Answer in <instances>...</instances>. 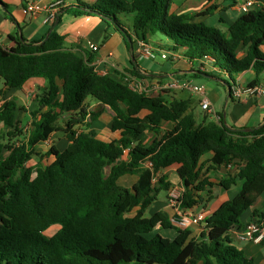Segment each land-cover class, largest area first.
I'll use <instances>...</instances> for the list:
<instances>
[{"label": "trees", "instance_id": "16d2710c", "mask_svg": "<svg viewBox=\"0 0 264 264\" xmlns=\"http://www.w3.org/2000/svg\"><path fill=\"white\" fill-rule=\"evenodd\" d=\"M216 1L206 0L205 9L192 16L172 11L175 0H53L55 19L39 40L18 32L9 36L14 45H0V79L7 90L31 78L45 82L28 112L27 133L18 119L26 107L0 90V264H261L232 243L230 232L241 227L243 213L264 195V124L242 131L227 126L222 116L197 123L188 100L167 101L133 90L123 72L97 73L91 56L64 47L55 24L63 12L99 17L125 44L131 40L133 61L126 72L137 78L142 74L135 42L157 35L191 62L207 59L213 71L198 70L201 74L231 86L236 74L251 69L255 76L248 85H259L264 10L242 12L222 31L195 20L212 15ZM0 7L10 14L3 0ZM120 14L132 16L130 27ZM87 97L113 112L110 129L118 138L105 141L89 129L99 111L84 107ZM64 114L70 115L62 128L68 144L51 145L45 152L48 164L26 166L36 145L60 129L57 121ZM164 122L172 127L162 130ZM147 132L154 137L144 142ZM206 153L210 158L202 160ZM145 161L151 167L142 165ZM230 161L243 167L218 180L201 178ZM171 166L183 186L181 209L198 203L205 208L215 189L228 190L241 181L238 192L211 211L197 234L174 224L167 212L145 215L159 193L170 189L159 173ZM124 175H136L130 187L118 183ZM204 191L207 198L201 196ZM252 220L264 229V211L254 210ZM155 229L175 234L169 238Z\"/></svg>", "mask_w": 264, "mask_h": 264}, {"label": "crops", "instance_id": "0c3cea01", "mask_svg": "<svg viewBox=\"0 0 264 264\" xmlns=\"http://www.w3.org/2000/svg\"><path fill=\"white\" fill-rule=\"evenodd\" d=\"M37 4L41 6H47L53 2V0H34ZM180 0H175L172 11L176 13H186L188 15H195L198 12L205 9L206 0H199V2H190L188 4L187 0H183L184 4H179ZM182 1V0H181ZM242 0H217L216 4H218V8L212 13L215 12L221 13L222 11L233 13L231 16L235 15V18L239 16L243 11L238 8V4ZM8 5V12L15 19H11V15L7 14L5 10L0 7V45L3 47H10L14 45V42L9 38V36H16V33L22 34L27 40H39L44 34H46L48 28L53 23H45L44 19L46 17V13L40 12L37 16L30 17L23 13V7L25 6V2L23 0H3ZM182 3V2H181ZM256 8H261L264 10V0H257ZM218 13V14H219ZM226 14V13H225ZM208 16H199L196 17L195 20H204ZM231 17V18H232ZM234 18V19H235ZM219 20L223 24L226 22L223 21V15H219ZM230 24V23H229ZM229 24H226L227 26ZM21 27V28H20ZM57 31L64 36V47L67 49H71L76 53L85 52L88 56H91L92 61L91 64L94 66L95 70L99 74L111 73L113 70L118 72L127 73L126 71L131 68V51L127 44L123 41L120 34L114 31L112 28H108L106 24L101 21V19L97 16H74L70 13L63 12L60 15V22L56 23ZM107 33V37L104 39V35ZM148 42L155 49L154 52H157L161 49V45L165 46V51L169 50L168 42L161 36H157L152 38H148ZM93 43L98 46V50L91 52L88 48V44ZM261 51L264 53V46H261ZM153 52V53H154ZM179 57L175 60H172L170 56L167 59L171 60V67L169 69H159L153 68L152 64L149 62H145L143 60L137 59L138 68L140 70V74L142 77L138 78L142 84L147 89L149 95L156 96L161 95L167 101H171L173 99L178 100H188L189 101V110L191 99H194L197 94H192L186 89L173 88V89H164L163 86L165 83L175 79L177 81H189L195 85H201L204 87L203 95H198L200 100L202 98H206L210 101L212 107L217 112V115L222 116L223 122L227 124V126L240 129V128H251V127H259L264 124V95L258 97H247L241 100H234L229 96L226 88V84L222 83L218 79L214 78H206L204 74L198 72L197 62H191L187 58H184L181 51H174ZM242 49L239 51V56H242ZM150 59V58H149ZM207 71H213L209 62L207 63ZM255 73L253 70L248 69L242 73L236 74L234 76L235 82L241 86H246L250 81L253 80ZM224 78H227L224 76ZM200 79H205L207 82L200 81ZM215 83V84H213ZM45 82L41 78H31L23 86L20 88H12L7 90L2 82L1 90L4 91V98H11L9 95H21L25 92L26 95L30 94L36 97V94L40 87H43ZM259 85L264 87V71L259 75ZM222 87V88H221ZM187 95V96H185ZM225 99V101H224ZM17 100V98H16ZM35 100V99H34ZM32 101L27 106V112L33 110L35 106V101ZM90 105H86L87 102H90ZM1 102V101H0ZM18 102V101H17ZM222 103V113L218 111L217 106H220ZM34 104V105H33ZM85 108L90 111H99V116L97 120L101 121V124H97L96 121L92 122L89 129H93L95 131V135L97 138L109 141L112 139H116L119 137L118 131H112L110 129V124L113 119V112L109 110L107 106H101L94 99H86ZM217 109V110H216ZM192 111V110H191ZM193 112V111H192ZM23 113V112H22ZM24 113V115H25ZM194 114V112H193ZM23 115V114H22ZM206 115V116H205ZM61 117L64 118V124L70 117L69 114H64ZM196 122L199 123L202 120H213L211 117L207 118L208 115L204 113L202 110L200 115L194 114ZM29 120V119H28ZM216 121V120H214ZM63 126V125H62ZM172 127L171 123L164 122L161 125L162 130L170 129ZM60 128V127H59ZM64 128V127H62ZM54 131L48 140L39 142L45 143L50 141V139L55 138V136H61L64 139L65 144H68V141L65 137L63 129ZM149 134V135H148ZM143 135H147L149 138L148 142L153 139L154 134L151 132L144 133ZM146 142V141H145ZM37 144V145H38ZM36 145V146H37ZM56 145V143H54ZM65 145V146H66ZM57 147V145H56ZM210 153H206L203 155L202 160L210 158ZM173 170L176 172V166H171L166 169H163L159 175H165L167 171ZM215 175L218 174L217 177L227 176V174H232L227 171L223 166L217 168L215 171ZM214 179L211 177V180ZM136 180V175H124L119 178L118 183L127 186L132 184ZM172 185H170L171 187ZM179 190L181 193L183 192V186L179 180ZM216 195L208 201L207 206L211 211L217 208L218 203H222L223 201L229 199L228 191L223 190L222 188L214 190ZM223 191V192H222ZM201 196L204 197L203 192ZM220 199H222L220 201ZM255 205V206H254ZM249 210V214L245 217L240 218L241 227L234 228L230 232V237L232 239V243L243 250V252L252 257L255 263L264 264V244H257L252 241H242L238 239V233L247 222L250 221V216L254 209L258 211H264V195L260 196L256 203ZM203 209V203H198L197 205L190 208V210L199 212ZM164 211L167 212L170 216L172 215L173 210L167 207V199L157 197L156 200L149 206L146 210L145 215L149 216L155 211ZM135 211V210H133ZM132 211V212H133ZM170 211V212H169ZM193 231L197 234L203 229L202 224L193 225ZM157 229H155L156 231ZM164 230V229H160ZM157 232V231H156ZM172 236H174L175 232L170 230Z\"/></svg>", "mask_w": 264, "mask_h": 264}, {"label": "built area", "instance_id": "2783aa9c", "mask_svg": "<svg viewBox=\"0 0 264 264\" xmlns=\"http://www.w3.org/2000/svg\"><path fill=\"white\" fill-rule=\"evenodd\" d=\"M24 2H25V7H23L24 14L30 17H34L37 16L40 12L44 11L46 13L44 22L52 23L54 21L58 10L57 2L56 3L52 2L47 6H41L37 4L34 0H24ZM256 4H257V0H242L238 4V8L241 11L246 12L249 9L254 8ZM88 48L90 49L91 52L98 50V46L93 43H89ZM154 50L155 49L150 45L149 42H146L141 39H137L135 42L134 53L136 54L138 60L149 59L153 55ZM169 56L172 60H175L179 57V55L174 51L162 50L160 52V57L162 59H167ZM207 63H208L207 59L199 60L197 62V69L201 72H206L207 68L209 67L207 66ZM124 80L131 89L149 94L145 86L137 77L125 73ZM163 88L186 89L190 93L197 95H203L204 93L203 86L192 84L191 82L186 80L177 81L173 79L165 83ZM230 95L234 100L237 101L241 99H245L247 97H258L264 95V87L261 85L241 86L235 82L230 87ZM200 107L204 111V113L208 114L213 120L218 121L220 119V117L217 115V112L214 110L208 99L202 98L200 100ZM142 165L146 167H151V163L149 161L143 162ZM223 167L232 174H235L236 172H238L239 169L243 167V163L241 161H230L229 163L225 164ZM174 190L176 191V189ZM180 195H181L180 190H177V196L169 193V196L167 198V206H169L173 210L170 220L174 224L182 228L192 227L193 225L202 224L204 219L211 214V210L208 207L201 209L199 212L192 211L190 210V208L181 209L179 207V201H178ZM237 233H238L237 235L238 239L242 241H252L257 244H264V229L261 227V224H259L255 220L247 222L245 226Z\"/></svg>", "mask_w": 264, "mask_h": 264}, {"label": "rangeland", "instance_id": "374dc122", "mask_svg": "<svg viewBox=\"0 0 264 264\" xmlns=\"http://www.w3.org/2000/svg\"><path fill=\"white\" fill-rule=\"evenodd\" d=\"M188 1V4L190 3V2H192V3H194V2H199V0H187ZM182 2V3H181ZM179 4L181 5V4H184V2H183V0L181 1H179ZM219 12H215L213 15H211V16H208L207 18H205L204 20H203V22H204V24H206L207 26H216V27H218L220 30H222V31H224V30H226V28H227V25L226 24H229V23H231L233 20H234V18H235V15L232 17L231 16V14H233V13H229V12H225V11H222L221 13H219ZM226 13V14H225ZM219 15H223V21H225L226 23L225 24H223L222 22H220V20H219ZM232 17V18H231ZM131 18H132V16L131 15H128V14H120V19H121V21L123 22V23H125L126 24V26L127 27H130V25H131ZM154 37H156V35H154V36H152V38H154ZM161 49H163V51H165V46L162 44L161 45ZM160 52H161V50H159V51H157V52H154L153 53V55L150 57V59H145V60H143V61H145V62H149V63H151L152 64V69L153 68H159V69H162V67H163V69H169L170 67H171V60L170 59H162L161 57H160ZM200 81H203V82H207V81H205V79H200ZM193 84V83H192ZM213 84H215V83H213ZM0 87H2V80L0 79ZM222 88V87H221ZM1 90V89H0ZM10 97H13L12 95H9ZM16 98H17V101H18V103L20 104V105H23L24 107H26L27 108V106L29 105V103L30 102H32L35 98H34V96H32V95H30V94H28V95H26L25 94V92L24 93H22L21 95H19V96H17V95H14ZM185 96H187V95H185ZM196 96H198V95H196ZM195 96V98L194 99H191V102H190V109L194 112V114H195V116L197 115H200L201 114V112H202V109H201V107H200V99L198 98V97H196ZM86 99H92V98H90V97H87ZM224 101H225V99H224ZM33 103V102H32ZM90 103H91V101L90 102H87L86 103V105L88 106V105H90ZM34 105V104H33ZM217 109H218V111L219 112H221L222 113V103L220 104V106H217ZM216 109V110H217ZM110 110V109H109ZM24 113L25 112H23V113H19L18 114V119L21 121V129L22 130H24L25 131V133H27V129L26 128H29L28 126H29V118H28V114H26L25 113V115H24ZM23 114V115H22ZM208 115V114H207ZM207 118H210V116L208 115V117ZM96 123L97 124H101V121L100 120H97L96 121ZM57 125L60 127V128H62V127H64L65 126V124H64V118L63 117H60L59 118V120L57 121ZM63 125V126H62ZM149 135V134H148ZM142 140L145 142H148V140H149V138L147 137V135H143L142 136ZM54 143H56V145H57V147L59 148V149H63L64 147H65V141H64V139H62L61 138V136L59 135V136H55V138H54V140L53 139H50V141H48V142H45V143H40V144H38L35 148H34V154H32V156H31V158L26 162V166H28V167H35V166H37V165H39V166H44V165H46V164H48L49 162H50V159H49V157H47L46 155H45V152L49 149V147L51 146V145H54ZM55 145V146H56ZM215 171H204V174L203 175H201V178L203 177V176H211L212 178H214V179H212V180H218L219 179V177H217V176H219L218 174H216L215 175ZM166 178H167V180L170 182V184L172 185L171 187H170V189L168 190V191H164V190H162L160 193H159V197H161L162 196V198H168V196H169V193H171V194H173V195H176L177 196V190H179V178H178V175L176 174V172H174L173 170H171V171H167L166 172ZM156 180H157V178H156ZM240 185H241V181L240 180H237V182H236V184H234V185H232V187L230 188V189H228V190H226V191H228V198H232L237 192H238V190L240 189ZM127 186H131V184H129V185H127ZM174 189H176V191L174 190ZM223 190H225V189H223ZM223 192V191H222ZM203 195H204V197L205 198H207V192L206 191H204L203 192ZM222 199H220V201H221ZM220 205V203H218L217 204V207ZM255 206V205H254ZM253 206V207H254ZM168 208H169V210H170V207L169 206H167ZM252 208V207H251ZM251 208L250 209H248V210H246L244 213H243V215H242V217H245V216H247L248 214H249V210H251ZM254 210H256V209H254ZM170 212V211H169ZM134 213V211L131 213V214H133ZM56 230V226H54V227H52L49 231H48V233L49 234H52L54 231ZM157 232H159L160 234H162L163 236H165V237H169V238H172L173 236H172V234H171V232H170V229H164V230H160V229H157L156 230ZM155 232V231H154ZM199 233V232H198ZM151 235V234H150Z\"/></svg>", "mask_w": 264, "mask_h": 264}, {"label": "water", "instance_id": "95a60500", "mask_svg": "<svg viewBox=\"0 0 264 264\" xmlns=\"http://www.w3.org/2000/svg\"><path fill=\"white\" fill-rule=\"evenodd\" d=\"M55 24H56V22H55ZM47 36H48V35L45 36L44 40L47 38ZM44 40H43V41H44ZM126 41H127V43H128V47H129V49L132 51V50H133V45H132V43H131V40H130L129 38H126ZM131 59H132V61H133V58H131ZM205 77H206V78H212V79H213L212 76L205 75ZM230 85H231V84H230ZM230 87H231V86H229V85L226 84V88H227V92H228L229 96H230ZM249 129H250V128H240V130H242V131H248Z\"/></svg>", "mask_w": 264, "mask_h": 264}]
</instances>
